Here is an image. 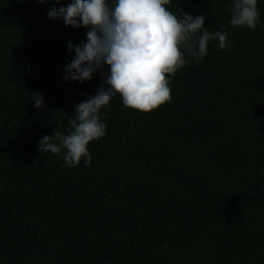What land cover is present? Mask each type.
Listing matches in <instances>:
<instances>
[{"label": "trees", "instance_id": "obj_1", "mask_svg": "<svg viewBox=\"0 0 264 264\" xmlns=\"http://www.w3.org/2000/svg\"><path fill=\"white\" fill-rule=\"evenodd\" d=\"M230 4L171 0L230 49L187 57L153 110L110 99L91 163L69 168L37 142L102 85L61 79L87 29L49 19L53 0H0V264H264V0L255 30Z\"/></svg>", "mask_w": 264, "mask_h": 264}, {"label": "clouds", "instance_id": "obj_2", "mask_svg": "<svg viewBox=\"0 0 264 264\" xmlns=\"http://www.w3.org/2000/svg\"><path fill=\"white\" fill-rule=\"evenodd\" d=\"M38 4L44 0H36ZM258 0H231L229 25L255 30L260 21ZM171 0H53L46 15L65 26L85 28V40L67 42V53L74 56L63 66L61 79L84 83L100 72L102 85L94 95L74 106L71 129L63 134L54 129L37 142L40 153L62 156L64 167L73 168L84 158L91 163L88 144L106 133L101 109L119 94L125 107L148 112L170 101L171 76L189 63L207 56L208 43L229 50L226 30L209 32L205 16L184 12L176 16L166 6ZM224 26H221L223 29ZM187 54V56H186ZM34 108H42V94L31 99Z\"/></svg>", "mask_w": 264, "mask_h": 264}]
</instances>
